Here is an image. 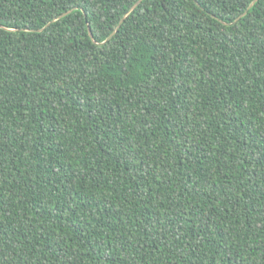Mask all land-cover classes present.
<instances>
[{
  "label": "trees",
  "instance_id": "trees-1",
  "mask_svg": "<svg viewBox=\"0 0 264 264\" xmlns=\"http://www.w3.org/2000/svg\"><path fill=\"white\" fill-rule=\"evenodd\" d=\"M254 1L0 0V264H264Z\"/></svg>",
  "mask_w": 264,
  "mask_h": 264
},
{
  "label": "water",
  "instance_id": "water-1",
  "mask_svg": "<svg viewBox=\"0 0 264 264\" xmlns=\"http://www.w3.org/2000/svg\"><path fill=\"white\" fill-rule=\"evenodd\" d=\"M257 1H258V0H255L254 3L257 2ZM139 3H140V2H139ZM139 3H138V4H139ZM254 3H253L251 6H253ZM136 6H137V5H135L131 10H134V9L136 8ZM122 22H123V20L121 21V23H120V25L118 26V28L121 26ZM88 30H89V34H90L91 38L93 39V36H92V32H91L90 27H88ZM113 34H114V33H113ZM113 34H112V35H113Z\"/></svg>",
  "mask_w": 264,
  "mask_h": 264
}]
</instances>
